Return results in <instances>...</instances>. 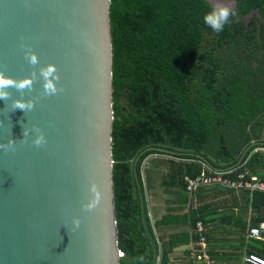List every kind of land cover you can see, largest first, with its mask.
I'll use <instances>...</instances> for the list:
<instances>
[{"label": "water", "instance_id": "95a60500", "mask_svg": "<svg viewBox=\"0 0 264 264\" xmlns=\"http://www.w3.org/2000/svg\"><path fill=\"white\" fill-rule=\"evenodd\" d=\"M112 74L110 0H0V145H13L0 147V264H120ZM138 159L141 217L158 264Z\"/></svg>", "mask_w": 264, "mask_h": 264}, {"label": "trees", "instance_id": "16d2710c", "mask_svg": "<svg viewBox=\"0 0 264 264\" xmlns=\"http://www.w3.org/2000/svg\"><path fill=\"white\" fill-rule=\"evenodd\" d=\"M234 1L229 24L215 32L203 22L213 7L208 0H110L120 264L141 255L144 264L153 260L134 179L138 157L147 215L149 176L142 171L151 157L177 169L168 172L171 187L187 189L184 177L211 170L250 171L264 181V145L251 148L238 165L253 142L264 144V0ZM227 188L241 190L263 216L247 227L249 236L264 220V191ZM198 216L206 223L202 207ZM148 223L153 233L149 215ZM164 251L159 264L168 262Z\"/></svg>", "mask_w": 264, "mask_h": 264}, {"label": "crops", "instance_id": "0c3cea01", "mask_svg": "<svg viewBox=\"0 0 264 264\" xmlns=\"http://www.w3.org/2000/svg\"><path fill=\"white\" fill-rule=\"evenodd\" d=\"M224 172H229L225 177L231 179H237L241 174L232 170ZM246 174L259 179L258 175L250 171ZM171 175L173 174L167 173L161 180H156L154 176L148 177L147 211L158 243L159 262L165 250L168 255L167 264H203L191 259L198 251L197 243L201 240L197 229L199 221L205 226L202 235L206 239L213 264H250L246 261L249 255L255 253L264 256L263 242L250 237V231L249 236L245 234L247 227L263 216L248 206L241 190H230L227 188L229 186L215 184L190 191L186 177L199 176L189 174L184 177L187 189L171 187L166 184ZM178 178L179 176L176 177ZM251 190L264 191L259 188ZM201 207L206 223L198 216ZM262 223L264 220L260 224ZM250 240L254 241V245L249 244Z\"/></svg>", "mask_w": 264, "mask_h": 264}, {"label": "built area", "instance_id": "2783aa9c", "mask_svg": "<svg viewBox=\"0 0 264 264\" xmlns=\"http://www.w3.org/2000/svg\"><path fill=\"white\" fill-rule=\"evenodd\" d=\"M226 173L220 170H211L208 173H203L201 176L196 178L186 177L188 183V189L190 191H196L199 187L222 184L232 188H250V189H264V182L258 179L256 176H249L246 172H242L237 179H231L225 177ZM197 229L201 235L200 242L197 243V249L191 259L198 261L203 264H213L210 255L208 254V247L206 244V239L202 235L205 232V226L202 222H198ZM250 237L258 239L264 244V223L259 226L250 229ZM246 261L250 264H264V256L258 254H251L246 257Z\"/></svg>", "mask_w": 264, "mask_h": 264}, {"label": "clouds", "instance_id": "9594fccd", "mask_svg": "<svg viewBox=\"0 0 264 264\" xmlns=\"http://www.w3.org/2000/svg\"><path fill=\"white\" fill-rule=\"evenodd\" d=\"M232 12L229 7H227L224 4H216L213 6L204 16H203V22L211 28L215 32H222L225 28L226 25L229 24L230 22V16ZM29 60L31 63H36V58L34 55H29ZM54 71V69L49 68L47 70L41 69V75L47 79V77L51 74V72ZM5 86V81L3 79H0V88H3ZM22 87V86H18ZM46 90H50L52 92H55V88L53 85L49 82L45 85ZM0 98H4V93L0 92ZM28 108H31L32 105L29 103L27 105ZM19 109L24 110V106L21 105ZM34 131L39 132L40 130L38 128L34 129ZM27 136V131H24V137ZM44 142V136L43 134H40L34 141V144L36 146H40ZM13 145L11 141L9 142L8 145H0V147H6V148H11ZM87 207V206H86ZM89 210V208L87 207ZM76 223H79L77 221ZM145 257L143 255L139 256L138 258H134L132 264H144Z\"/></svg>", "mask_w": 264, "mask_h": 264}, {"label": "rangeland", "instance_id": "374dc122", "mask_svg": "<svg viewBox=\"0 0 264 264\" xmlns=\"http://www.w3.org/2000/svg\"><path fill=\"white\" fill-rule=\"evenodd\" d=\"M213 6L216 4H224L231 9V12L235 8L234 0H208ZM145 165L142 171V177L145 178V175L151 177L154 176L156 180H161L168 173V171L177 172V169L172 167L168 159L160 157H151L145 161ZM249 244L254 245V241L250 240ZM231 252V251H227Z\"/></svg>", "mask_w": 264, "mask_h": 264}]
</instances>
